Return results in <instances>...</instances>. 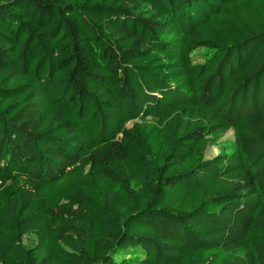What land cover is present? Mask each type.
I'll use <instances>...</instances> for the list:
<instances>
[{"label": "trees", "instance_id": "trees-1", "mask_svg": "<svg viewBox=\"0 0 264 264\" xmlns=\"http://www.w3.org/2000/svg\"><path fill=\"white\" fill-rule=\"evenodd\" d=\"M0 264H264V0H0Z\"/></svg>", "mask_w": 264, "mask_h": 264}, {"label": "rangeland", "instance_id": "rangeland-1", "mask_svg": "<svg viewBox=\"0 0 264 264\" xmlns=\"http://www.w3.org/2000/svg\"><path fill=\"white\" fill-rule=\"evenodd\" d=\"M206 57L202 51L195 53L194 59L198 62L204 60ZM135 122H129L126 126L131 127ZM236 141L235 130L230 129L226 134L220 137L218 140L214 142V145H211L206 153L205 158L211 159L220 152L232 151V147L235 146L234 142Z\"/></svg>", "mask_w": 264, "mask_h": 264}]
</instances>
